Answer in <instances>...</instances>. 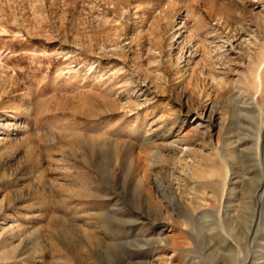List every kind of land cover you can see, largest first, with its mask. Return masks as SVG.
Returning a JSON list of instances; mask_svg holds the SVG:
<instances>
[{"label": "rangeland", "instance_id": "obj_1", "mask_svg": "<svg viewBox=\"0 0 264 264\" xmlns=\"http://www.w3.org/2000/svg\"><path fill=\"white\" fill-rule=\"evenodd\" d=\"M0 264H264V0H0Z\"/></svg>", "mask_w": 264, "mask_h": 264}]
</instances>
